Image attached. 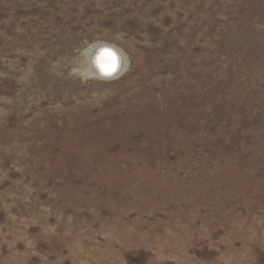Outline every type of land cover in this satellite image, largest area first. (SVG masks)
<instances>
[{"label": "rangeland", "instance_id": "1", "mask_svg": "<svg viewBox=\"0 0 264 264\" xmlns=\"http://www.w3.org/2000/svg\"><path fill=\"white\" fill-rule=\"evenodd\" d=\"M0 264H264V0H0Z\"/></svg>", "mask_w": 264, "mask_h": 264}, {"label": "bare ground", "instance_id": "2", "mask_svg": "<svg viewBox=\"0 0 264 264\" xmlns=\"http://www.w3.org/2000/svg\"><path fill=\"white\" fill-rule=\"evenodd\" d=\"M105 49L110 50L112 53L115 54L116 57V68L110 75H105L104 72L101 70V67L97 64L98 58L101 56L103 50ZM85 56L87 60V70H86L87 76L92 78H97L105 82L116 79L125 69L127 62L125 55L121 52L120 49H118L114 45L107 43H98L90 46L85 51Z\"/></svg>", "mask_w": 264, "mask_h": 264}, {"label": "snow or ice", "instance_id": "3", "mask_svg": "<svg viewBox=\"0 0 264 264\" xmlns=\"http://www.w3.org/2000/svg\"><path fill=\"white\" fill-rule=\"evenodd\" d=\"M97 64L101 67L105 75H110L116 68L115 54L108 49L103 50L101 56L97 60Z\"/></svg>", "mask_w": 264, "mask_h": 264}]
</instances>
